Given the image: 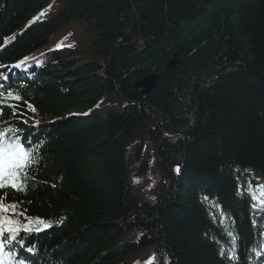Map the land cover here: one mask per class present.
Listing matches in <instances>:
<instances>
[{
    "label": "trees",
    "instance_id": "trees-1",
    "mask_svg": "<svg viewBox=\"0 0 264 264\" xmlns=\"http://www.w3.org/2000/svg\"><path fill=\"white\" fill-rule=\"evenodd\" d=\"M0 65L22 96L2 120L40 157L28 191L0 194L52 224L23 235L17 259L264 264V206L248 192L264 184V0H0ZM140 132L151 199L129 181Z\"/></svg>",
    "mask_w": 264,
    "mask_h": 264
},
{
    "label": "snow or ice",
    "instance_id": "snow-or-ice-1",
    "mask_svg": "<svg viewBox=\"0 0 264 264\" xmlns=\"http://www.w3.org/2000/svg\"><path fill=\"white\" fill-rule=\"evenodd\" d=\"M40 15L43 16L44 13L41 12ZM56 47L60 48L62 45L58 43ZM27 59V57L23 58L12 65V67L17 69L24 68ZM4 67L6 66L0 65V68ZM0 80L7 81V74L0 73ZM21 100L22 96L18 90L14 92L10 85L0 83V193L5 189H11L16 192L28 191L30 181L34 179L33 169L40 159L35 148L26 146L21 140L20 134L24 132V129L10 125L2 120L5 108L12 110L14 118L18 117V102ZM29 108L33 112L35 111L31 105H29ZM24 123H27V121H24ZM175 170L177 172L180 171L179 165L176 166ZM134 182L138 183L139 181L134 180ZM31 187L34 188L35 184H31ZM248 192L251 194L253 201L258 200L259 204L264 206V184H257L255 190L250 184ZM256 192H259V198L255 194ZM237 194H240L239 189ZM205 200H207V197H205ZM219 207L217 205V208ZM19 208L18 202H6V194H0V264H27L25 259H17V254L14 250L15 245L18 243L21 248H24L26 241L22 238L23 235L30 236L33 233H40L52 227V224L46 222L45 218H33L27 215L26 211L18 210ZM253 208H256L255 203ZM223 222L224 215L222 213L221 223ZM253 223L255 224L256 222L253 221ZM228 234L229 236L233 235L231 232ZM235 242V238H233V246H235ZM26 250L34 252L35 248L28 247ZM252 252L258 258L264 256V243H261L260 250L254 247ZM220 254L224 255L225 250L221 249ZM227 256L230 261L237 259L234 247L231 252H228ZM153 258L150 257L146 264H152Z\"/></svg>",
    "mask_w": 264,
    "mask_h": 264
},
{
    "label": "rangeland",
    "instance_id": "rangeland-1",
    "mask_svg": "<svg viewBox=\"0 0 264 264\" xmlns=\"http://www.w3.org/2000/svg\"><path fill=\"white\" fill-rule=\"evenodd\" d=\"M39 17V15H36L32 20ZM129 148L133 162L129 173V181L139 190L143 198L151 199L155 193V187L160 184V177L158 173L154 172L156 170L155 167H152L148 138L142 132L136 134L129 142ZM134 180H138L139 182L136 183ZM150 257H154L152 264L158 262L155 256L147 252L136 260L134 264H146Z\"/></svg>",
    "mask_w": 264,
    "mask_h": 264
},
{
    "label": "water",
    "instance_id": "water-1",
    "mask_svg": "<svg viewBox=\"0 0 264 264\" xmlns=\"http://www.w3.org/2000/svg\"><path fill=\"white\" fill-rule=\"evenodd\" d=\"M157 82V76L150 74L142 77L134 83V89L140 90L143 95H147L155 86Z\"/></svg>",
    "mask_w": 264,
    "mask_h": 264
}]
</instances>
